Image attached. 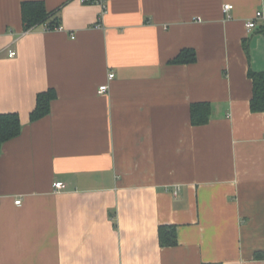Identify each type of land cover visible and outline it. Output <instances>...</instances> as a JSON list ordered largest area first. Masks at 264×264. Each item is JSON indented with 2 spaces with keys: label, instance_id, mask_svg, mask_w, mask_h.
Segmentation results:
<instances>
[{
  "label": "crops",
  "instance_id": "0c3cea01",
  "mask_svg": "<svg viewBox=\"0 0 264 264\" xmlns=\"http://www.w3.org/2000/svg\"><path fill=\"white\" fill-rule=\"evenodd\" d=\"M31 1L62 30H24ZM260 11L108 0L101 18L79 0H0V114L22 122L0 153V264H264V113L249 76L264 71V21L246 27ZM190 48L197 61L172 64ZM48 90L50 113L32 122ZM197 103L211 105L206 125L191 122ZM160 226L177 227V246H161Z\"/></svg>",
  "mask_w": 264,
  "mask_h": 264
},
{
  "label": "trees",
  "instance_id": "16d2710c",
  "mask_svg": "<svg viewBox=\"0 0 264 264\" xmlns=\"http://www.w3.org/2000/svg\"><path fill=\"white\" fill-rule=\"evenodd\" d=\"M24 19V30L30 31L36 26H45L52 31L61 27L58 18L48 11L46 5L40 1L25 2L22 6ZM197 54L194 49H185L179 53L172 64H190L197 61ZM249 76L253 81V98L250 109L254 113H264V71L261 73L250 71ZM56 97L54 90H48L37 95L36 106L30 114L31 121H38L47 117L51 110V103ZM213 110L209 103L192 104L191 122L197 126L206 125L211 119ZM21 117L15 113L0 114V153L6 141L17 138L21 135ZM159 241L162 247H173L178 245V234L176 226H160ZM216 264V263H211Z\"/></svg>",
  "mask_w": 264,
  "mask_h": 264
},
{
  "label": "built area",
  "instance_id": "2783aa9c",
  "mask_svg": "<svg viewBox=\"0 0 264 264\" xmlns=\"http://www.w3.org/2000/svg\"><path fill=\"white\" fill-rule=\"evenodd\" d=\"M81 4L83 5H95V6H98L100 7L101 9V12H100V17L102 18L107 10H108V0H79ZM232 5H229V4H226L224 5L223 7V10H225V12H229L232 10ZM263 20L264 21V12L263 11H260V12H257L255 17L252 18L251 20L247 21L246 23V27H247V30L248 31H253L254 29L258 28V21H261ZM44 29L45 30H48V31H52L48 28L47 25L44 26ZM62 30L61 27L57 29V31H60ZM16 52L13 51V50H10L9 51V54H8V57L10 59L12 58H15L16 57ZM115 78V74L114 73H111L109 75V80H113ZM109 88L110 86L108 84H105L104 86H102L99 90V94L100 95H104L105 93H107L109 91ZM53 187L55 188L56 191H62L65 189V185L62 183V182H58L56 181L54 184H53ZM17 205H22V202L19 200V201H16L15 202Z\"/></svg>",
  "mask_w": 264,
  "mask_h": 264
}]
</instances>
